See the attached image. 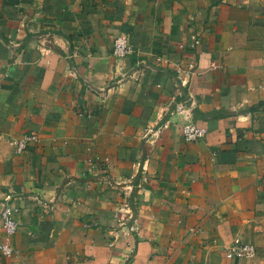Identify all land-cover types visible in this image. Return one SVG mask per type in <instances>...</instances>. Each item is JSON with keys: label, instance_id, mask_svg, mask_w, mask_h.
Instances as JSON below:
<instances>
[{"label": "crops", "instance_id": "crops-1", "mask_svg": "<svg viewBox=\"0 0 264 264\" xmlns=\"http://www.w3.org/2000/svg\"><path fill=\"white\" fill-rule=\"evenodd\" d=\"M6 201L0 264H264V0H0Z\"/></svg>", "mask_w": 264, "mask_h": 264}, {"label": "built area", "instance_id": "built-area-1", "mask_svg": "<svg viewBox=\"0 0 264 264\" xmlns=\"http://www.w3.org/2000/svg\"><path fill=\"white\" fill-rule=\"evenodd\" d=\"M134 48L126 34L121 33L114 40L113 54L119 58H125L133 54ZM177 115L180 116L179 127L185 140L195 142L206 137L207 129L197 125L194 120L193 108L186 102H181L176 106ZM38 141V136L25 134L17 144V153H23L31 142ZM0 218L4 220V229L6 236L0 245L5 255H12L14 248L12 246V237L17 232L19 222L13 215L11 205L6 201L0 212ZM256 247L253 244L237 243L229 247L228 258L248 259L256 255Z\"/></svg>", "mask_w": 264, "mask_h": 264}]
</instances>
